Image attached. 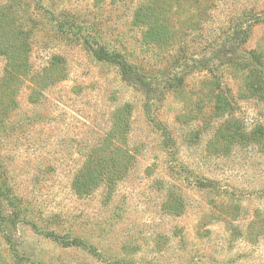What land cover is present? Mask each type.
Returning <instances> with one entry per match:
<instances>
[{"label": "rangeland", "instance_id": "1", "mask_svg": "<svg viewBox=\"0 0 264 264\" xmlns=\"http://www.w3.org/2000/svg\"><path fill=\"white\" fill-rule=\"evenodd\" d=\"M0 189V264H264V0H0Z\"/></svg>", "mask_w": 264, "mask_h": 264}, {"label": "trees", "instance_id": "2", "mask_svg": "<svg viewBox=\"0 0 264 264\" xmlns=\"http://www.w3.org/2000/svg\"><path fill=\"white\" fill-rule=\"evenodd\" d=\"M237 30L231 34V40L235 37ZM163 29L160 31H155L153 36V41L157 44L162 43L163 40ZM94 57L98 61L109 62L115 64L123 77V79L129 83L139 86L143 92L148 96L153 93V86L151 81L147 79L136 67L130 64L124 57L121 52L110 51L103 46H99L97 48L91 47ZM129 106H126L125 109H128ZM99 178L93 179L88 175H82L81 178L78 179L76 191L80 194H85L91 192L95 188V183H99ZM96 181V182H95ZM1 189H0V197H1ZM1 201V199H0ZM55 238H58L57 235L53 234ZM68 243V242H67ZM65 243V245H67Z\"/></svg>", "mask_w": 264, "mask_h": 264}]
</instances>
